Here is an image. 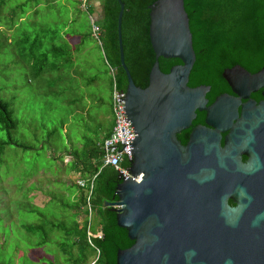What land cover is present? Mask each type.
I'll return each instance as SVG.
<instances>
[{
  "label": "water",
  "instance_id": "95a60500",
  "mask_svg": "<svg viewBox=\"0 0 264 264\" xmlns=\"http://www.w3.org/2000/svg\"><path fill=\"white\" fill-rule=\"evenodd\" d=\"M116 2L123 105L134 139L116 201L104 204L132 242L116 251L115 264H264V101L247 99L257 88L264 98V68L223 69L233 95L207 104L208 86H187L194 54L183 1L155 0L145 7L153 63L147 85L136 87L123 61V4ZM158 58L179 64L162 73ZM197 112L203 123L191 127ZM187 129L181 145L176 135Z\"/></svg>",
  "mask_w": 264,
  "mask_h": 264
},
{
  "label": "rangeland",
  "instance_id": "374dc122",
  "mask_svg": "<svg viewBox=\"0 0 264 264\" xmlns=\"http://www.w3.org/2000/svg\"><path fill=\"white\" fill-rule=\"evenodd\" d=\"M18 4L24 11L17 10L15 29L0 25V98H12L15 123L12 145L0 157V264H75L79 257L88 262L94 257L88 248L75 246L63 255L59 244L68 243L63 228L48 223L68 229L80 219L94 230L96 218L93 213L85 216L79 204L85 189L76 186L79 174L72 166L73 155L86 140L100 141L112 129L115 74L111 77L106 68L110 54L90 33L89 17L97 33L100 21L80 13L73 3L65 8L58 0H8L4 9ZM33 8L36 14L31 15ZM41 28L56 30L61 37L50 43L49 36L39 34ZM22 33L29 34L26 42ZM72 33L83 39L69 51L64 38ZM54 47L68 51L66 61L54 58ZM52 63L63 68L45 73ZM39 67L43 72L33 75ZM51 81L54 87H49ZM75 206L76 212L71 209Z\"/></svg>",
  "mask_w": 264,
  "mask_h": 264
},
{
  "label": "trees",
  "instance_id": "16d2710c",
  "mask_svg": "<svg viewBox=\"0 0 264 264\" xmlns=\"http://www.w3.org/2000/svg\"><path fill=\"white\" fill-rule=\"evenodd\" d=\"M7 1L0 0V25L6 26L11 31L19 23L17 10L20 11V14L23 13L24 3L4 9ZM119 1L123 4L120 35L124 65L134 85L144 88L148 71L153 63V53L147 36L149 10L145 7H148L155 0ZM182 1L188 19L191 47L194 54V62L188 75L187 86L190 88L208 86L209 91L205 98L209 104L215 96L228 89L220 76L223 69L238 65L252 74L264 68V0ZM101 3L103 17L97 42L100 48L104 47L109 52L110 66L115 69L116 88L124 91L126 81L119 66L116 38L118 4L116 0H101ZM30 12L31 15L36 14L34 8L30 9ZM38 32L42 36H49L50 43L57 36L61 37L56 30L41 28ZM22 35L25 36L23 33ZM28 35L26 34L22 41L26 42ZM18 42L19 40L16 44ZM52 52L54 58L60 59L61 62L66 61L68 57V51H62L59 48L55 49L54 47ZM157 63L159 70L162 73H167L168 69L179 64V61L158 58ZM61 64L52 63L45 73L63 68ZM42 72V68L39 67L34 70L33 75H39ZM51 82L49 87H54V82ZM11 100L12 98L10 100L0 98V157L5 148L12 145L10 132L15 129V123L12 121L11 108L13 104ZM203 118L204 113L197 112L192 124H202ZM188 132L186 130L176 136L181 145L185 144ZM102 140H86L73 155L72 166L73 171L79 174V179L87 181V186L92 180L89 195L79 194V204L84 207L85 216L94 214L96 218L94 230H91L86 221L80 222V219L79 221H72L71 227L68 229L61 223H48L51 228H63L62 237L68 243L59 244V246H63L60 248V252L66 256L71 253V248L75 246L90 249L86 241L87 229L91 234L100 232V238L91 239V244L98 251L97 256H95L94 250L90 249L95 257L88 262L83 257H79L75 264H90L93 260L92 264H115L116 251L126 249L132 243L127 239L126 232L116 226L112 208L104 206L106 202L116 201L114 189L117 174L112 167L103 165L100 146ZM17 147L22 150L28 149L24 145H17ZM86 198L89 201V212L85 205ZM76 208L78 209L77 206L71 209L76 212ZM24 229L29 234L35 232V229L30 226H26Z\"/></svg>",
  "mask_w": 264,
  "mask_h": 264
},
{
  "label": "built area",
  "instance_id": "2783aa9c",
  "mask_svg": "<svg viewBox=\"0 0 264 264\" xmlns=\"http://www.w3.org/2000/svg\"><path fill=\"white\" fill-rule=\"evenodd\" d=\"M91 24V36H96V41L98 37V29L92 25L91 18L89 17ZM110 76L114 74L113 69L107 64ZM123 95L124 91L116 88L115 80H113L111 93H110V111L113 116V126L109 135L101 141L102 150V161L104 166H110L118 175L122 171L129 168L130 165V151L134 135L131 130V125L126 118L124 105H123ZM124 166H123V165ZM92 181V180H91ZM91 181L87 186V181L79 179L76 185L79 188L85 189V194L88 196L91 190ZM88 198L85 200L86 209L89 212ZM89 225V224H88ZM100 232L90 233L86 230V241L90 249L94 250L95 256H97V249L91 244L92 238H100ZM94 256V257H95ZM94 262V260H93ZM92 262V263H93ZM90 263V264H92Z\"/></svg>",
  "mask_w": 264,
  "mask_h": 264
},
{
  "label": "crops",
  "instance_id": "0c3cea01",
  "mask_svg": "<svg viewBox=\"0 0 264 264\" xmlns=\"http://www.w3.org/2000/svg\"><path fill=\"white\" fill-rule=\"evenodd\" d=\"M58 1L60 3L59 6H63L65 8L69 7V3H73L74 4L73 6L76 7L80 11V13H85V14L91 15L94 20L100 21V24H101L102 17H103L102 16L101 0H58ZM92 12H93V15H92ZM66 27H69V26L67 25L64 28L66 29ZM60 34L64 35V33H62V32ZM71 35H72V38L69 37L68 35H66L64 39L66 41H68L69 45H71V48L68 50L74 51L75 50L74 46L80 44V40H82V38L80 36L76 35L75 33H72ZM73 39H77L76 41H78V42H73ZM108 134L104 135V137L106 138V136ZM104 137H102V138H104ZM102 138H101V140H102Z\"/></svg>",
  "mask_w": 264,
  "mask_h": 264
},
{
  "label": "flooded vegetation",
  "instance_id": "af4514ba",
  "mask_svg": "<svg viewBox=\"0 0 264 264\" xmlns=\"http://www.w3.org/2000/svg\"><path fill=\"white\" fill-rule=\"evenodd\" d=\"M146 85H147V80H146ZM140 87V86H139ZM228 88V87H227ZM261 91H262V89L261 88H257L254 92H251V93H249V95H248V100L249 101H253L255 104H257V102H259V101H264V98L260 95L261 94ZM225 94H228V95H233L231 92H230V90H229V88L224 92ZM223 94V93H222ZM241 102V104H243L245 101L244 100H241L240 101ZM193 122V121H192ZM198 125H202V124H198ZM196 125H193L192 123H191V127H195ZM188 131H190V129H187ZM186 131V130H185ZM181 132H183V131H181ZM180 132V133H181ZM180 133L179 134H177V135H180ZM189 133V132H188ZM176 135V136H177ZM188 135V134H187ZM221 137L223 138L224 137V134H222L221 135ZM176 139H177V137H176Z\"/></svg>",
  "mask_w": 264,
  "mask_h": 264
}]
</instances>
